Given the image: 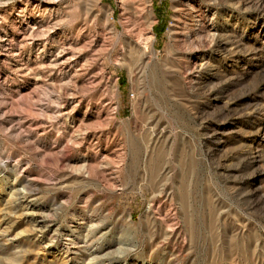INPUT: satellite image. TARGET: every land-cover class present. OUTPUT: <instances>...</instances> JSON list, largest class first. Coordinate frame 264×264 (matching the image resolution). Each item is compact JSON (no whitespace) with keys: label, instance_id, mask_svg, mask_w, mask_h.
Instances as JSON below:
<instances>
[{"label":"rangeland","instance_id":"rangeland-1","mask_svg":"<svg viewBox=\"0 0 264 264\" xmlns=\"http://www.w3.org/2000/svg\"><path fill=\"white\" fill-rule=\"evenodd\" d=\"M0 264H264V0H0Z\"/></svg>","mask_w":264,"mask_h":264},{"label":"bare ground","instance_id":"bare-ground-1","mask_svg":"<svg viewBox=\"0 0 264 264\" xmlns=\"http://www.w3.org/2000/svg\"><path fill=\"white\" fill-rule=\"evenodd\" d=\"M146 11H147V10H146ZM146 13H147V12H146ZM148 14H149V13H148ZM147 16H148V15H147ZM140 17H141V16H140ZM146 18H147V17H146ZM138 19H139V18H138ZM143 21H144V19H143ZM143 21H142V23H143ZM144 30H145V29H144ZM145 32H146V31H145ZM142 33H143V32H142ZM144 36H145V35H144ZM148 36H150V35H148ZM146 37H147V36H146ZM146 37H145V38H146ZM143 39H144V38H143ZM146 39L148 40L149 38L147 37ZM147 45H148V44H147ZM147 45H146V46H147Z\"/></svg>","mask_w":264,"mask_h":264}]
</instances>
